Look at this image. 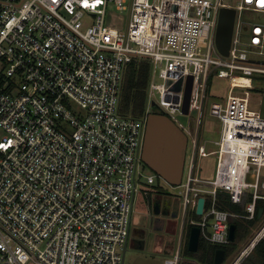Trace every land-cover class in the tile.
Returning a JSON list of instances; mask_svg holds the SVG:
<instances>
[{
	"label": "built area",
	"instance_id": "built-area-1",
	"mask_svg": "<svg viewBox=\"0 0 264 264\" xmlns=\"http://www.w3.org/2000/svg\"><path fill=\"white\" fill-rule=\"evenodd\" d=\"M109 6L128 12L122 33L108 26ZM222 8L235 11L227 56L215 46ZM141 59L152 75L135 118L119 107L125 69ZM189 77L187 116L199 117L184 126L174 115H184ZM213 77L226 90L209 105L220 139L207 152L199 128ZM257 99L263 106L264 0H0V264H121L136 193L146 201V185H166L142 171L152 103L191 145L185 181L167 187L180 189L183 220L199 240L227 246L233 219L255 222L228 263L241 264L264 238V118L250 108ZM210 156L214 177L200 180L196 161ZM218 193L242 210L220 209ZM199 198L203 211L193 219ZM181 260L180 240L163 264Z\"/></svg>",
	"mask_w": 264,
	"mask_h": 264
},
{
	"label": "rangeland",
	"instance_id": "rangeland-1",
	"mask_svg": "<svg viewBox=\"0 0 264 264\" xmlns=\"http://www.w3.org/2000/svg\"><path fill=\"white\" fill-rule=\"evenodd\" d=\"M235 0H226V2L233 3ZM128 4V0H127ZM108 16L106 20H109L108 26L111 29H116L119 33H122L124 26H126L127 11H116L113 6L107 8ZM245 21L252 22L254 19L248 18ZM150 62V61H149ZM150 75H152V64L150 62ZM156 83H160L161 80L155 78ZM226 81L223 79H217L213 77L209 87L208 95L206 97V109L202 114L200 120V144L205 147L207 152L217 150L216 142L220 139V123L209 115V105L211 102L219 99L220 95L225 93ZM73 108L76 106L73 104ZM250 108L264 118V105L259 106V99L251 103ZM198 113L193 111L190 116L180 115L179 113L174 115L181 124L187 126L188 122L191 125H195L198 120ZM173 120V119H172ZM4 135V132L0 129V139ZM191 145L188 144L186 152V162L184 167V174L182 182L186 179L188 171L189 160L191 156ZM216 158L213 156L200 158L196 161V174L200 180H211L214 177ZM143 166V165H142ZM144 175L152 174L153 172L144 167L142 169ZM145 182V180H144ZM162 191H149L153 200H161L164 209L169 211L168 215L163 214H151L149 212L147 203L142 194V189L136 193L134 201V210L131 217L129 238L127 242V251L125 254L124 264H163L164 260L171 259L176 249L178 248L179 241L182 235V228L184 225L188 229V222L184 223L181 212V195L180 189L167 187L161 183ZM150 186H145V189L149 190ZM176 212L177 216H172V213ZM186 230L185 232H187ZM143 232L144 247L143 250H136L135 241L140 239V234ZM253 230H251L245 238H243L235 252L237 256L241 250L246 247L252 237ZM183 246H186L185 240L182 242ZM233 257V259L236 258ZM248 257V256H247ZM231 259V258H230ZM232 259V260H233ZM230 262V261H229Z\"/></svg>",
	"mask_w": 264,
	"mask_h": 264
},
{
	"label": "water",
	"instance_id": "water-1",
	"mask_svg": "<svg viewBox=\"0 0 264 264\" xmlns=\"http://www.w3.org/2000/svg\"><path fill=\"white\" fill-rule=\"evenodd\" d=\"M235 18L233 9L222 8L219 12L217 29L215 35V46L222 56H227L230 48L232 30ZM192 86V77H189L185 86L184 102L182 114H188L189 98ZM180 83L175 86L179 90ZM188 146V138L184 132L167 116L152 103L150 112L146 117L145 132L143 145L141 150V161L143 165L149 168L153 173L160 177L167 186L179 187L182 183L184 167L186 162V152ZM146 203L151 214H163L160 212L159 203L152 204L151 196L146 197ZM204 198H199L195 214L200 216L203 211ZM262 208L258 210V218L261 216ZM175 216V214H172ZM236 226L230 224L228 239L233 242L235 239ZM199 244V229L191 226L188 233L187 250L196 252ZM143 235L136 246V250H143ZM127 245L124 246L122 252V262L124 264ZM225 251L218 248L214 252L213 264H223Z\"/></svg>",
	"mask_w": 264,
	"mask_h": 264
},
{
	"label": "trees",
	"instance_id": "trees-1",
	"mask_svg": "<svg viewBox=\"0 0 264 264\" xmlns=\"http://www.w3.org/2000/svg\"><path fill=\"white\" fill-rule=\"evenodd\" d=\"M150 77V62L147 59L131 62L127 65L124 74V82L120 98V113L125 116L141 117L146 109L147 88ZM146 167L145 165H143ZM161 181L158 180L154 186L148 190L162 191ZM167 186V185H166ZM151 195V194H150ZM217 205L220 209L230 212H240L242 208L229 202L228 195L218 193ZM257 206L264 205L259 202ZM193 219H198L196 214H192ZM232 223L236 226L235 239L227 246H213L208 244L202 238L199 240L198 249L192 253L187 250L186 246L181 253L182 260L179 264H213L214 252L221 248L225 251L223 264H228L233 259L239 242L253 230L254 221L246 222L245 220L233 219ZM191 226H188V231ZM231 258V259H230ZM241 264H264V238H262L254 247L252 252L245 258Z\"/></svg>",
	"mask_w": 264,
	"mask_h": 264
},
{
	"label": "flooded vegetation",
	"instance_id": "flooded-vegetation-1",
	"mask_svg": "<svg viewBox=\"0 0 264 264\" xmlns=\"http://www.w3.org/2000/svg\"><path fill=\"white\" fill-rule=\"evenodd\" d=\"M151 196V195H150ZM151 200H152V204L155 203V202H158L159 203V207H160V212H166L165 215H168L169 214V211L167 209H164L162 206V201L161 200H153L152 196H151ZM149 209V208H148ZM149 211H152V210H149ZM172 214H175V216H177V213L176 212H173ZM186 222V218L184 220V223ZM186 224V223H185ZM185 226V225H184ZM143 235V232H141L140 236ZM138 241H140V239L136 240L135 241V246H137L138 244ZM128 242V241H127ZM127 245V244H126Z\"/></svg>",
	"mask_w": 264,
	"mask_h": 264
},
{
	"label": "crops",
	"instance_id": "crops-1",
	"mask_svg": "<svg viewBox=\"0 0 264 264\" xmlns=\"http://www.w3.org/2000/svg\"><path fill=\"white\" fill-rule=\"evenodd\" d=\"M182 229H183L182 232H181L182 235H181V238H180V240H181V253H182L183 248H184V246L182 245L183 244L182 242L185 240V236H186V241L188 240V234H187V232H185L187 230L186 226H184Z\"/></svg>",
	"mask_w": 264,
	"mask_h": 264
}]
</instances>
